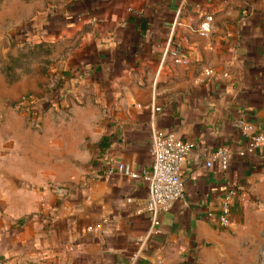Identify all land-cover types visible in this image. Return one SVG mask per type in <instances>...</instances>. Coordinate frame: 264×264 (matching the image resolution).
I'll list each match as a JSON object with an SVG mask.
<instances>
[{"label": "crops", "instance_id": "0c3cea01", "mask_svg": "<svg viewBox=\"0 0 264 264\" xmlns=\"http://www.w3.org/2000/svg\"><path fill=\"white\" fill-rule=\"evenodd\" d=\"M20 40L24 79L52 67L68 97L59 104L82 100L100 115L63 118L56 143L24 134V216L10 221L0 260L125 264L150 225L142 177L154 120L192 149L184 198L160 214L142 264H254L262 250L264 261V146L241 158L238 128L264 133V0H24V25L0 14V52L15 58ZM220 148L232 155L225 172L206 167Z\"/></svg>", "mask_w": 264, "mask_h": 264}, {"label": "rangeland", "instance_id": "374dc122", "mask_svg": "<svg viewBox=\"0 0 264 264\" xmlns=\"http://www.w3.org/2000/svg\"><path fill=\"white\" fill-rule=\"evenodd\" d=\"M0 14L15 27L24 25V0H0ZM13 47L18 53L15 58L0 52V254L5 249L10 221L21 214L24 216V144L27 143L24 134L30 131L40 138L46 135L50 142L56 143L59 142L57 134L67 127L62 124L63 118L97 120L100 115L97 109H84L83 104H79L82 100L59 104L68 97L57 92V85L53 86L58 78L51 71L52 67L51 77H41L35 72L33 78L24 79V43L20 40ZM53 67L55 69V63ZM5 102H9V106ZM78 124L77 127L84 128ZM262 251L254 264H264ZM6 261L0 260V264H11ZM12 264H24V257Z\"/></svg>", "mask_w": 264, "mask_h": 264}, {"label": "built area", "instance_id": "2783aa9c", "mask_svg": "<svg viewBox=\"0 0 264 264\" xmlns=\"http://www.w3.org/2000/svg\"><path fill=\"white\" fill-rule=\"evenodd\" d=\"M212 26L213 17L205 16L199 24V34L208 36ZM205 75L210 76V72L205 71ZM152 111L154 115L159 109L153 108ZM238 128L247 142L245 149L239 153L241 158L254 155L264 146V133L255 134L253 127L243 122L238 123ZM149 132L151 166L142 179L147 185L146 209L151 214L150 225L138 238L136 250L125 264H142L148 245L161 233L160 214L171 211L174 205L184 198L181 167L192 146L181 142L171 134H162L154 120L151 122ZM231 156L227 148H220L207 160L206 167L209 168L216 163L219 169L225 172L230 166ZM122 168L120 166L119 171H122ZM130 177L139 178L136 174H131ZM233 195V191L230 190L224 195L223 203L216 216V222L223 228L230 226V203Z\"/></svg>", "mask_w": 264, "mask_h": 264}, {"label": "water", "instance_id": "95a60500", "mask_svg": "<svg viewBox=\"0 0 264 264\" xmlns=\"http://www.w3.org/2000/svg\"><path fill=\"white\" fill-rule=\"evenodd\" d=\"M4 104H6V106H9L10 103L9 102H5Z\"/></svg>", "mask_w": 264, "mask_h": 264}]
</instances>
